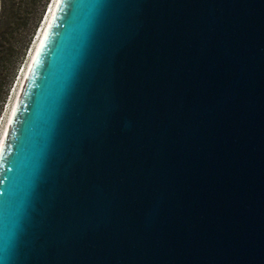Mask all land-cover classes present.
Segmentation results:
<instances>
[{
    "label": "water",
    "instance_id": "1",
    "mask_svg": "<svg viewBox=\"0 0 264 264\" xmlns=\"http://www.w3.org/2000/svg\"><path fill=\"white\" fill-rule=\"evenodd\" d=\"M85 23L57 3L7 129L0 264H264V0Z\"/></svg>",
    "mask_w": 264,
    "mask_h": 264
},
{
    "label": "trees",
    "instance_id": "2",
    "mask_svg": "<svg viewBox=\"0 0 264 264\" xmlns=\"http://www.w3.org/2000/svg\"><path fill=\"white\" fill-rule=\"evenodd\" d=\"M38 1L39 0H3V13L2 16H0V117L16 75L15 71L12 75H9V70L13 65L15 48L19 44L17 33L21 29L22 22L25 19L27 20L28 12L33 8L35 9ZM48 1L49 0H44L42 4L40 3L42 10L39 12V17L44 13ZM11 8L13 9V12H15V15L12 13L14 21L4 22L5 12L8 13ZM39 21L40 19L37 20L36 25ZM26 27L27 26H25V28ZM33 31L34 29L31 31V34H33ZM27 45L28 41L24 42L21 57L24 56Z\"/></svg>",
    "mask_w": 264,
    "mask_h": 264
},
{
    "label": "rangeland",
    "instance_id": "3",
    "mask_svg": "<svg viewBox=\"0 0 264 264\" xmlns=\"http://www.w3.org/2000/svg\"><path fill=\"white\" fill-rule=\"evenodd\" d=\"M53 1L54 0H49L48 1V4L46 5V8L44 10V13L42 14L41 17H39V14H40L39 12H41V10H42L41 9L42 8L41 4H42V2H44V0H39L37 2V6L35 7V9L33 8L32 10H30L28 12L27 20L25 19L22 22L21 29L17 33L18 34L17 35V39H18L19 44L16 46L15 51H14L15 54H14V58H13V65H12L13 67L11 66V69L9 70V75L10 74L12 75L14 73V71L16 72V75H15V78H14V82H13L11 88H10V93L8 95L6 103L4 104L3 111L1 113L0 128H2V129H3L2 126H4L5 118H6L7 114H8V111H9V106H10V104L12 102L11 99L15 95V90H16L15 88L18 85V82L20 80V76L22 74V71H23L24 67L26 66V64H27V62L29 60L31 51H32V49L34 48V45H35V41H36V39H37V37L39 35L41 27L44 25V22L46 21L47 15H48V13L50 11V8H51V5H52ZM2 8H3V0H0V16H2V13H3ZM11 10H9L8 13L5 12L4 22H13L14 21V17L12 15V13H14V15H15V12H13L12 8H11ZM39 19H40V21L36 25L37 20H39ZM25 26H27V27L25 28ZM33 29H34L33 34H31V31ZM26 41H28V45H27V48H26L24 56L21 57L22 52H23L22 51V47L24 46V42H26ZM16 68H17V70H16ZM1 131L2 130L0 129V134H1Z\"/></svg>",
    "mask_w": 264,
    "mask_h": 264
},
{
    "label": "snow or ice",
    "instance_id": "4",
    "mask_svg": "<svg viewBox=\"0 0 264 264\" xmlns=\"http://www.w3.org/2000/svg\"><path fill=\"white\" fill-rule=\"evenodd\" d=\"M60 0H57V3L59 4ZM107 0H68V6L73 10V15H83L86 18V23L84 25L85 28V38H87L88 33L98 24L102 9L105 5ZM12 167H18L17 162H12ZM40 163L39 160L34 165L33 172L31 174V177L29 179V182L24 190L23 196L21 198V210L23 204L27 201L29 196L31 195L32 188H33V181L36 175V172L39 170ZM12 168H9V171H11ZM2 183V181H0ZM15 183V178H13V184ZM11 190H6L4 188H0V198L5 197L6 195H10Z\"/></svg>",
    "mask_w": 264,
    "mask_h": 264
},
{
    "label": "bare ground",
    "instance_id": "5",
    "mask_svg": "<svg viewBox=\"0 0 264 264\" xmlns=\"http://www.w3.org/2000/svg\"><path fill=\"white\" fill-rule=\"evenodd\" d=\"M56 6H57V0H54V1L52 2V5H51V8H50V11L48 10L49 13H48V15H47L46 21L44 22V25L41 27V30H40V32H39V35H38V37H37V39H36V41H35V45H34V48H33L32 51H31V54H30L29 60H28L26 66L24 67V69H23V71H22V74H21V76H20V80H19V82H18V85H17V87L15 88V89H16V90H15V95H14V97L11 99L12 102H11V104H10V106H9V111H8V114H7L6 118H5L4 126H2L3 129L0 128V129L2 130V131H1V134H0V135H1V136H0V150H1L2 145H3V142H4V140H5V136H6V133H7V129H8L9 124H10V122H11V119H12V116H13V113H14V110H15L16 105H17V102H18V100H19V96H20V94H21V91L23 90V87H24L25 81H26V79H27L28 72H29L30 67H31V65H32V63H33V60H34V58H35V56H36V53H37V51H38V49H39V46H40V44H41V42H42V39H43V37H44V35H45L46 31H47V28H48V26H49V24H50V21H51V19H52V16H53V13H54V11H55V9H56ZM48 9H49V8H48Z\"/></svg>",
    "mask_w": 264,
    "mask_h": 264
}]
</instances>
